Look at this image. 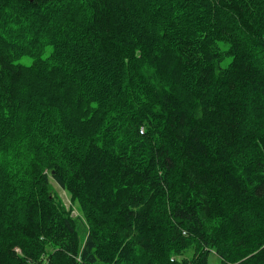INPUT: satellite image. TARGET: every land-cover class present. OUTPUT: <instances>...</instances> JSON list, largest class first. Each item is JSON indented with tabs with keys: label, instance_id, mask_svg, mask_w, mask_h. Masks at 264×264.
<instances>
[{
	"label": "trees",
	"instance_id": "16d2710c",
	"mask_svg": "<svg viewBox=\"0 0 264 264\" xmlns=\"http://www.w3.org/2000/svg\"><path fill=\"white\" fill-rule=\"evenodd\" d=\"M211 252L264 264V0H0V264Z\"/></svg>",
	"mask_w": 264,
	"mask_h": 264
},
{
	"label": "rangeland",
	"instance_id": "374dc122",
	"mask_svg": "<svg viewBox=\"0 0 264 264\" xmlns=\"http://www.w3.org/2000/svg\"><path fill=\"white\" fill-rule=\"evenodd\" d=\"M51 184L53 185V192L59 196V198L62 200L64 205L66 207H72L73 208V215H82L81 210L77 203H71L70 196L67 191H65L63 188H61L56 182L51 181ZM219 256L216 255L214 252H211L208 256V264H220L221 260H219Z\"/></svg>",
	"mask_w": 264,
	"mask_h": 264
}]
</instances>
